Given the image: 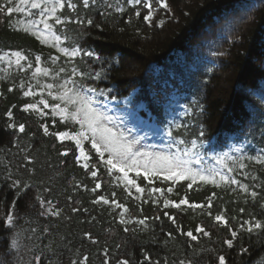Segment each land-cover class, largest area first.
Here are the masks:
<instances>
[{
    "label": "trees",
    "instance_id": "obj_1",
    "mask_svg": "<svg viewBox=\"0 0 264 264\" xmlns=\"http://www.w3.org/2000/svg\"><path fill=\"white\" fill-rule=\"evenodd\" d=\"M167 2L164 9L152 0L149 23L145 0H89L87 7L63 0L55 15L65 23L48 20L60 37L55 46L23 31L31 23L43 30L39 9L0 13V56L20 51L27 57L20 65L15 57L0 60V264H219L220 256L225 264H264V164L257 162L264 159V0ZM59 48L79 52L69 57ZM65 79L96 89L89 95L100 104L144 106L160 146L190 150L192 167L204 175L212 170L216 183L197 180L189 187L190 180L159 176L149 183L132 172L143 189L137 192L108 171L90 143L85 169L75 144L56 136L78 131V124L24 111L41 98L57 103L48 95L57 87L45 85ZM29 88L35 94L25 96ZM217 171L238 183L221 182ZM185 198L205 207H164Z\"/></svg>",
    "mask_w": 264,
    "mask_h": 264
},
{
    "label": "snow or ice",
    "instance_id": "obj_2",
    "mask_svg": "<svg viewBox=\"0 0 264 264\" xmlns=\"http://www.w3.org/2000/svg\"><path fill=\"white\" fill-rule=\"evenodd\" d=\"M141 0H134V3L139 4ZM84 5L87 7L89 4V0H83ZM159 7L168 9L169 5L167 0H158ZM63 0H17L14 3V0H6L3 5H0V13H3L6 17L11 16L16 12L27 13L28 15H32L29 11L30 9H39L40 15V23L43 24V30H40L39 26L35 23H31L26 25L23 28L25 33L31 32L37 39H39L42 43H48L49 38L54 41V45H58L60 43V37L56 36V34L52 31V25L48 23L49 19L55 18V22L57 24L65 23L64 20H61L59 16H56L57 9L64 8ZM72 8L76 6L74 4L70 5ZM144 7L149 9L148 15L144 17V20L151 23L153 20V5L152 0H145ZM119 11H123V9H118ZM45 13H48L47 18H45ZM137 16H140V12H136ZM70 22V21H69ZM76 23H83V21H76ZM91 24V21H88ZM161 25L164 21H160ZM60 52L64 53L69 57H75L78 55L79 50L73 49L69 51L67 48H59ZM87 55L91 56L92 53L89 52ZM15 57V63L20 65L22 60H26L27 57L24 56L20 51H14L11 53H5L4 56H0V60L5 59L7 57ZM53 59H58L55 57ZM36 60L39 61L40 57H36ZM12 61L9 60V63ZM31 67V65H29ZM42 70L40 68L36 69V73H40ZM60 71H64V69H60ZM44 74L47 75V70H43ZM76 70L73 69L72 75L75 76ZM81 78H83V73H80ZM23 87V85H22ZM45 87L49 90L57 87V93L53 95L52 91L48 92L49 96L57 101V103L52 105V112L61 116L64 120H71L73 123L78 124L79 130L74 133L62 132L58 133L60 140L70 139L73 140L80 150V156L78 159H83L85 163L83 167L87 169L89 167L87 161L91 159V157L84 150V141H87L91 144L92 149L95 150L96 154L99 156L100 160L107 167L109 172L115 171L122 174V179L128 185L135 187L137 192H143V189L136 183L134 179L129 177V173L135 171L136 176H142L143 178L148 180L149 183H152L153 178L163 174V179L165 180H190L191 183L188 185L192 186L193 183H196L197 180L216 183L214 177L216 173L212 170H209L208 175H204L200 171L194 169L192 167L193 161L189 159L190 150H177L176 153L166 154V153H145L140 152L135 148V144L138 141H130L126 136L122 135L116 129L109 127L108 123H106L107 117L104 116L97 108H95L94 100L89 95L90 93H94L96 89L91 87H85L82 84H77L75 79H65L63 83L57 85L47 84ZM11 90V89H10ZM35 93L29 88L24 92L25 96H31ZM103 94V93H101ZM40 104H43L45 108L49 107L48 102L46 100L41 99L39 101ZM63 105V106H61ZM29 109L36 110V104H28L24 111H28ZM8 115L11 117L12 113L9 112ZM19 130L21 132L24 131V126L20 125ZM47 133V127L44 128ZM169 135L171 133L169 132ZM202 135V133H201ZM180 144H184L183 140L179 141ZM192 147H196V142H192ZM67 155V153H63ZM107 154V158L105 155ZM258 163L264 164V159H257ZM196 163H199L197 160ZM244 167V165H241ZM231 171V169H229ZM93 177L97 176V172L93 171L91 173ZM121 177H118V179ZM220 181L224 183H232L236 184L238 181L235 179H230L228 176L220 175ZM100 184L97 183L96 188H99ZM245 192L248 191L247 186H242ZM152 191H163L162 189H152ZM170 192L171 189L169 188ZM252 197H256L257 193L252 192ZM103 202L105 204L109 203L107 199H104ZM99 201H97L98 203ZM184 204L189 208H203L205 205L203 204H195L189 203V201L185 198L182 199L179 203L173 204L171 201H165L164 207H169L172 205L173 207L180 208V206ZM116 207H123L119 203L116 204ZM208 207H211V203L209 202ZM75 210V209H74ZM127 212V208L124 209ZM175 223L174 217H169ZM217 222H223L224 225L227 226L228 221L222 215H217L215 217ZM124 222L123 219L121 221ZM7 223L9 225L12 224V216L7 217ZM139 223L143 224L144 221L141 220ZM262 225L257 222L255 224V228L259 229ZM127 231V229H125ZM253 228L250 226L247 228L248 232H251ZM197 232L203 233L205 236L209 235L202 227H197ZM188 237L192 240H197V236L193 234L192 231H188L186 233ZM233 237H236L237 233L235 231L231 232ZM229 247H232V240L226 241ZM87 257H84V260L87 261ZM123 264H127V262H123ZM219 264H225V258L223 256L219 257Z\"/></svg>",
    "mask_w": 264,
    "mask_h": 264
},
{
    "label": "rangeland",
    "instance_id": "obj_3",
    "mask_svg": "<svg viewBox=\"0 0 264 264\" xmlns=\"http://www.w3.org/2000/svg\"><path fill=\"white\" fill-rule=\"evenodd\" d=\"M177 98L178 97L176 96L175 93L169 99L171 100V102H176ZM43 100L47 101V99L45 98ZM36 105H37L36 110L29 109L28 111L36 114L39 117L42 116L45 117L47 110L52 111L51 110L52 106H50L49 103H48L49 107L47 108H45L43 104H40L39 102H37ZM93 106L95 108H98L99 111L103 113L105 117H107L106 123H108L109 127L116 129L122 135L126 136L130 141H138V143L135 144V148L138 149L140 152L152 153V154L155 153L173 154L177 152L176 149L170 150L167 147L160 146L161 144V139L159 137L160 133L156 130L154 124L150 120V115L149 114L145 115L144 106L141 105L137 110H132L131 108L118 106L115 101H107L105 102V104L102 105L94 101ZM53 114L56 117L62 119L61 116L55 113ZM68 132L70 134L73 133L70 131ZM63 141H71L75 143L73 140L70 139H64ZM86 143L87 141H84V150ZM85 152L87 153L86 150ZM106 155L105 158L107 157ZM79 156H80V150L78 151V157ZM78 161L82 166L85 163L83 159H78ZM132 172L135 173V171ZM132 172L129 173V177L131 179H132L131 177ZM159 177L163 178V174L159 175ZM198 233L201 234L200 232Z\"/></svg>",
    "mask_w": 264,
    "mask_h": 264
}]
</instances>
